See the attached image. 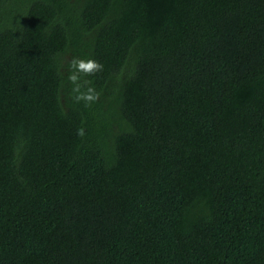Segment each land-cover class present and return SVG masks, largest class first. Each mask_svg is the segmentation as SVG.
<instances>
[{
  "label": "trees",
  "instance_id": "16d2710c",
  "mask_svg": "<svg viewBox=\"0 0 264 264\" xmlns=\"http://www.w3.org/2000/svg\"><path fill=\"white\" fill-rule=\"evenodd\" d=\"M0 264H264V0H0Z\"/></svg>",
  "mask_w": 264,
  "mask_h": 264
},
{
  "label": "clouds",
  "instance_id": "9594fccd",
  "mask_svg": "<svg viewBox=\"0 0 264 264\" xmlns=\"http://www.w3.org/2000/svg\"><path fill=\"white\" fill-rule=\"evenodd\" d=\"M73 66L77 71H83L84 73H91L93 71H99L102 68V65L92 59H77L73 62ZM69 79L75 84L78 80L77 75L73 74ZM74 91L77 93L76 100H83L85 103L95 101L98 94L95 93V90L91 87H88L86 91H80V85L76 84Z\"/></svg>",
  "mask_w": 264,
  "mask_h": 264
}]
</instances>
